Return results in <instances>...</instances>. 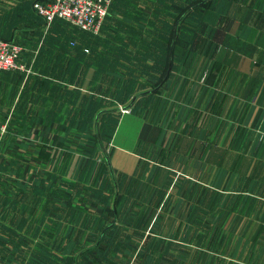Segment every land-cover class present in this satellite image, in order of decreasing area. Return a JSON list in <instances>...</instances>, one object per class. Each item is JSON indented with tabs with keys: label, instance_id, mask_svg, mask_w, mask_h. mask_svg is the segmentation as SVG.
<instances>
[{
	"label": "crops",
	"instance_id": "0c3cea01",
	"mask_svg": "<svg viewBox=\"0 0 264 264\" xmlns=\"http://www.w3.org/2000/svg\"><path fill=\"white\" fill-rule=\"evenodd\" d=\"M173 2H165L170 14L182 10ZM114 6L94 35L110 31L117 21ZM220 7L227 16L221 26L226 36L199 50L207 65L196 67V58L189 62L187 54L175 50L173 38L167 42L168 57L161 59L173 69L167 66L158 76L144 70L148 79L160 81L122 105L119 100L105 104L104 85L98 82L103 73L93 47L105 41L83 42L93 34L64 18L47 23L28 0H0V35L16 38L23 48L21 67L0 70V264H94L90 257L100 253L101 239L113 233L145 243L168 237L161 221L167 209L180 208L183 222L184 208L195 205L196 160L209 168L208 174L198 171L200 182L221 191L240 185L244 195L264 205V0H224ZM138 18V13L129 16L135 28ZM178 29L177 23L175 36ZM253 43L255 51H247ZM177 60L181 70L175 69ZM215 61L218 68L212 70ZM158 104L160 118L152 113ZM171 108L202 112L193 120L198 126L203 117L220 115L215 122L224 120L229 130L215 137L190 133L187 120L168 117ZM127 114L143 120L133 149L115 144ZM174 123L183 127L169 134ZM127 157L130 166L122 161ZM250 201L242 206L248 208ZM257 221L263 225L264 215Z\"/></svg>",
	"mask_w": 264,
	"mask_h": 264
},
{
	"label": "rangeland",
	"instance_id": "374dc122",
	"mask_svg": "<svg viewBox=\"0 0 264 264\" xmlns=\"http://www.w3.org/2000/svg\"><path fill=\"white\" fill-rule=\"evenodd\" d=\"M28 1L32 4V0ZM193 1L196 3V10L189 12L190 10L186 8H189ZM112 2L115 4L114 7L119 9L114 10L119 14V17L109 28L110 31L89 36L86 39L85 36L82 38L83 42H90L93 39L106 42L93 47L94 51L98 52L101 62L98 70L103 73V78L98 82L104 85L105 104L119 100L122 105H128L131 103L133 94L141 88L149 85L156 86L160 79L155 76H153V80L148 79L144 70H147V73L148 70H152L158 76L160 73L163 75L167 66L173 69L172 63L165 64L161 62V59L165 56L168 43L171 44L173 38L177 37L171 30L175 24H180L182 21L183 26H179V36H181L179 38L185 41L184 46L177 47L178 53L187 54L189 62L196 58V67L207 65L208 59L204 56L199 57L203 55L199 50L207 48L206 42L210 40L209 43H211V39L214 37L224 41L226 36L224 29L221 28L227 18L224 10H220V5L224 0H174L173 3L176 7L179 6V9L182 7V10L186 9L179 18L180 10H172L175 14L164 10L166 9V0H112ZM200 3L204 4L201 6ZM153 6L156 10H145ZM253 6H256V3ZM252 11L256 18V10ZM133 13L139 14L140 24L136 27L137 29L129 21V16ZM79 38L73 37V41H79ZM137 39L151 40L152 43L138 45ZM213 43L215 42L212 41ZM209 46L210 44L208 49L213 50V46ZM218 46L219 44L216 45V47ZM255 47L253 43V46H247L246 50L253 52ZM195 51L196 56L194 57ZM215 51L216 49L213 50V52ZM221 51L217 56L222 55ZM224 53L228 54L226 51ZM217 56L214 57L212 54L211 57L216 60ZM199 58H202L201 60L204 62L200 63ZM177 61L175 69L181 70L183 63L180 60ZM216 63L217 61L214 62L215 66L212 67V70L218 68ZM210 65L209 63L208 68ZM188 66L190 65L187 63L186 67ZM202 71L206 72L204 69ZM114 73L119 75L114 78ZM253 83L254 81L251 80L250 85ZM156 97L155 95L153 99ZM157 109L152 113L160 118L162 111L159 104ZM167 113L168 117L172 115V119L176 122L184 120L185 123L187 120L188 127L186 128L190 133L196 130V135L212 133L211 135L215 137L224 135L229 130L223 124L224 120L219 119L215 122L214 118L220 117V115L213 116V118L203 117L201 125L198 126L197 124L200 123L194 125L193 122L199 120L202 114L199 110L179 111L176 108H171ZM142 122L140 116L125 115L123 126L115 138V144L128 149L135 148ZM129 124L132 125L131 128H128ZM182 124L174 123L173 126L167 127L169 134L173 133L172 131L177 133L178 129L181 130ZM241 132L248 134L247 131ZM196 145L200 146L201 143ZM201 152L202 150L199 149L198 154L200 155ZM221 152L218 150L217 156H220ZM130 158L127 157L122 161L124 160L130 166L133 163ZM214 159L217 161L216 158ZM198 161L196 160L195 205L184 208L185 221L183 222L178 219L182 215L180 208H166L168 214L166 219H161V221L164 224V230L168 232V237L159 238L154 235L155 238L152 240L150 238L145 243L142 239H132L131 241L123 239L124 236L121 232L113 233V238L101 239L100 253L91 256L90 260L94 259V264L96 262H98L97 264H264V224L257 221L259 215H264V205L260 206L259 203L258 205L256 199L251 195L248 196L246 193L244 195L240 185L239 188L230 186L229 190L236 188L230 191H221L197 180V178L203 180L197 176L198 171L209 173L207 162L199 161L201 163L199 167ZM188 165L190 167V164ZM190 170L192 171V166ZM223 184L225 183L221 185ZM224 187L225 185L221 188L224 189ZM247 201H250V205L245 208L242 203H247ZM109 215L107 221H111L113 217V214L109 213ZM172 217L177 219L172 220ZM241 217H245L243 222ZM105 224L104 226L107 225ZM108 245H110V249L106 250Z\"/></svg>",
	"mask_w": 264,
	"mask_h": 264
},
{
	"label": "built area",
	"instance_id": "2783aa9c",
	"mask_svg": "<svg viewBox=\"0 0 264 264\" xmlns=\"http://www.w3.org/2000/svg\"><path fill=\"white\" fill-rule=\"evenodd\" d=\"M112 0H34L33 6L47 23L56 17L98 33L109 13ZM22 45L16 38L0 35V70L21 67ZM1 108V103H0ZM4 126L0 124V144Z\"/></svg>",
	"mask_w": 264,
	"mask_h": 264
},
{
	"label": "trees",
	"instance_id": "16d2710c",
	"mask_svg": "<svg viewBox=\"0 0 264 264\" xmlns=\"http://www.w3.org/2000/svg\"><path fill=\"white\" fill-rule=\"evenodd\" d=\"M34 1V0H33ZM33 1H32V7L34 8V6H33ZM204 4V3H203ZM202 3H200V5L202 6L203 5ZM194 8V9H193ZM35 9V8H34ZM187 10H190L189 12H191V10H195L196 9V3L193 1L192 2V5H190L189 6V8H186ZM186 9H184V10H186ZM184 10H180V12H178L179 14H178V18L180 17V16H182V14H183V12H184ZM35 11H36V9H35ZM37 12V11H36ZM173 14H175V13H173ZM56 18H60V17H56ZM60 19H62V18H60ZM64 20V19H63ZM176 25V24H175ZM175 25L173 26V28L171 29L173 32H174V28H175ZM179 26H183L182 25V21H181V23L180 24H178ZM76 28H78L79 30H82L83 28H81V27H79V26H77V25H74ZM83 30H86V29H83ZM90 34H93L94 35V33L92 32V31H88ZM179 33H180V29H178V35H177V37H176V45H175V50H177L178 51V49H177V47L179 48V47H181V46H184L183 45V43L185 42L183 39H180L179 37H181V36H179ZM4 37V36H3ZM169 49H170V47L168 46V49H167V51H165V55L168 57V54H169ZM84 50H89V48H84ZM180 52V51H179ZM168 60H166V62H165V64H168V62H167ZM134 96H136V94H133V96H132V99L134 98ZM132 99H131V101H132ZM103 239V238H102ZM101 244H99V246H100ZM103 258V257H102Z\"/></svg>",
	"mask_w": 264,
	"mask_h": 264
},
{
	"label": "water",
	"instance_id": "95a60500",
	"mask_svg": "<svg viewBox=\"0 0 264 264\" xmlns=\"http://www.w3.org/2000/svg\"><path fill=\"white\" fill-rule=\"evenodd\" d=\"M124 108L127 109V106H125Z\"/></svg>",
	"mask_w": 264,
	"mask_h": 264
}]
</instances>
